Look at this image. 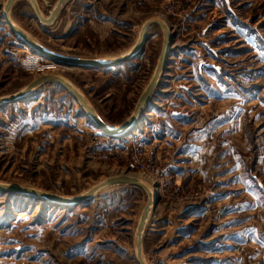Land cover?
I'll return each instance as SVG.
<instances>
[{
	"label": "rangeland",
	"instance_id": "374dc122",
	"mask_svg": "<svg viewBox=\"0 0 264 264\" xmlns=\"http://www.w3.org/2000/svg\"><path fill=\"white\" fill-rule=\"evenodd\" d=\"M8 1L0 0V97L54 74L110 126L131 117L162 55L161 25L127 62L65 66L10 26ZM59 1L37 0L45 16ZM9 14L44 49L68 57L118 58L159 18L171 45L128 134L103 132L56 81L1 104L0 183L74 198L112 177L139 178L159 197L144 233L148 264H264V0H68L52 24L17 0ZM148 200L129 184L79 204L0 190V264H140Z\"/></svg>",
	"mask_w": 264,
	"mask_h": 264
},
{
	"label": "water",
	"instance_id": "95a60500",
	"mask_svg": "<svg viewBox=\"0 0 264 264\" xmlns=\"http://www.w3.org/2000/svg\"><path fill=\"white\" fill-rule=\"evenodd\" d=\"M17 0H9L5 6V14H6V19H10V14L9 11L13 4ZM33 3V6L35 8L36 14L38 18L47 23V24H52L56 20L57 14L59 13L60 9L63 7V5L68 1V0H60L54 9V11L51 13L49 18H44L41 10L39 8L37 0H30ZM154 24H159L161 25L165 31H166V37H165V43L162 51V55L160 58V61L157 65L155 74L153 76L152 81L150 82L149 86L146 88L144 91L141 99L139 100V103L134 111V113L131 115V117L125 121L122 125L119 126H110L107 124L97 113L95 108L88 103V101L85 99V97L75 88V86L69 82L67 79L59 76V75H54V74H47V75H41L34 79L32 82H30L22 92H18L15 94H11L5 97H0V105L5 104V103H10L16 100H19L22 97H25L29 92H31L33 89L37 88L38 86L49 82V81H56L60 84H62L64 87H66L74 96L75 98L82 104V106L87 110V112L90 115V118L93 120L95 125L101 129L103 132L110 136H117V135H123L125 133H128L131 128L135 125L136 121L139 119L145 105L149 101L151 95L153 94V91L158 85L159 79L161 77V74L164 71L165 65L168 60L169 56V51H170V45H171V33L170 29L168 26L163 23L160 20H150L146 22L141 30L139 40L133 50L124 55L123 57L117 59L116 61H110L106 62L100 59H91V58H77V57H68V56H63L59 54H55L53 52H50L46 49H44L41 45H39L25 30H23L20 27L12 26L13 29L22 36L23 40L29 43L32 47L35 49L39 50L43 55L46 57L53 59L65 66H82V67H90V68H109L113 67L115 65L122 64L124 62H127L131 60L133 57H135L143 48L144 42L147 37V33L149 28L154 25ZM113 129H112V128ZM115 184H129L137 187H141L143 189H146L148 191V186L141 182L139 179L132 177V176H116L109 178L98 185L94 186L92 189H90L87 193H85L82 196L74 197V198H66L63 196H59L56 194H52L49 192H44L40 190H36L33 188L29 187H19L15 185H10V184H3L0 183V190L1 191H7V192H24V193H30L34 194L40 197H45L51 201L54 202H59L63 204H79L83 201H86L90 199L92 196H94L99 190L102 188H105L107 186L115 185ZM159 197L157 199H153V196L150 195L149 193V200L148 203L142 213L141 221L138 226L137 230V256L139 259L140 264H148L144 258H143V240H144V233H145V228L147 225V220L150 216L151 212V206H156L158 202Z\"/></svg>",
	"mask_w": 264,
	"mask_h": 264
},
{
	"label": "bare ground",
	"instance_id": "6f19581e",
	"mask_svg": "<svg viewBox=\"0 0 264 264\" xmlns=\"http://www.w3.org/2000/svg\"><path fill=\"white\" fill-rule=\"evenodd\" d=\"M58 4V3H57ZM57 4H56V6H57ZM56 6L54 7V9L56 8ZM54 9H53V11H54ZM5 10V9H4ZM53 11H51V13L53 12ZM42 13V12H41ZM43 17L44 18H49V16H45V15H43ZM156 20H160V21H162V22H165V20L164 19H161V18H159V19H156ZM8 21V23L10 24V26L12 27V26H16V27H19L14 21H13V19L10 17V19L9 20H7ZM150 21V20H149ZM148 22V21H147ZM13 28V27H12ZM169 28V27H168ZM135 47V46H134ZM133 47V48H134ZM133 48L132 49H130L129 51H127V52H124V53H122V54H120L119 56L120 57H104V58H102V59H100V60H103V61H108V62H110V61H116L117 59H119V58H121V57H123L124 55H126V54H128V53H130L132 50H133ZM47 75V74H46ZM75 88L79 91V89L75 86ZM24 89L25 88H23L22 90H20V92H22V91H24ZM81 91V90H80ZM112 128V127H111ZM113 129V128H112ZM131 131V130H130ZM125 134H128V133H125ZM125 134H123V135H125ZM122 136V135H121ZM137 179H139V178H137ZM141 182H143L144 184H146L147 186H148V193H150V195L151 196H153V199H157V191H156V188L153 186V185H151V184H149V183H147L146 181H144V180H141V179H139ZM155 206H151V210L154 208Z\"/></svg>",
	"mask_w": 264,
	"mask_h": 264
}]
</instances>
